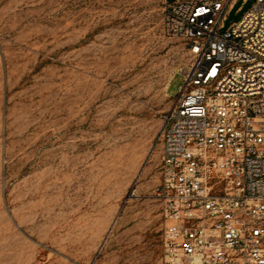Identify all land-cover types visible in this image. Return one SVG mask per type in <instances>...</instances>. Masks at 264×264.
I'll use <instances>...</instances> for the list:
<instances>
[{
  "label": "rangeland",
  "instance_id": "rangeland-1",
  "mask_svg": "<svg viewBox=\"0 0 264 264\" xmlns=\"http://www.w3.org/2000/svg\"><path fill=\"white\" fill-rule=\"evenodd\" d=\"M164 8L0 0V264H161L159 136L190 63Z\"/></svg>",
  "mask_w": 264,
  "mask_h": 264
},
{
  "label": "built area",
  "instance_id": "built-area-1",
  "mask_svg": "<svg viewBox=\"0 0 264 264\" xmlns=\"http://www.w3.org/2000/svg\"><path fill=\"white\" fill-rule=\"evenodd\" d=\"M236 1L164 0L190 63L159 136L161 264H264V0L226 28Z\"/></svg>",
  "mask_w": 264,
  "mask_h": 264
}]
</instances>
